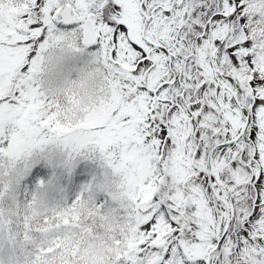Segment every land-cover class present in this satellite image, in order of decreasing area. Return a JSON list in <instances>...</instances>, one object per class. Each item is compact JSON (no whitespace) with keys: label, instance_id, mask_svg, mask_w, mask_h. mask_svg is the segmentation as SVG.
<instances>
[{"label":"snow or ice","instance_id":"1","mask_svg":"<svg viewBox=\"0 0 264 264\" xmlns=\"http://www.w3.org/2000/svg\"><path fill=\"white\" fill-rule=\"evenodd\" d=\"M0 264H264V0H0Z\"/></svg>","mask_w":264,"mask_h":264}]
</instances>
